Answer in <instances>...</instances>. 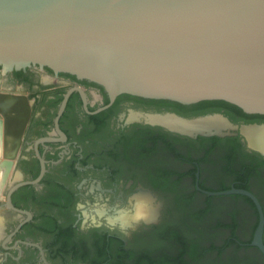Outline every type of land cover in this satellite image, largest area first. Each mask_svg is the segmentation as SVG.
I'll return each instance as SVG.
<instances>
[{
  "label": "flooded vegetation",
  "instance_id": "1",
  "mask_svg": "<svg viewBox=\"0 0 264 264\" xmlns=\"http://www.w3.org/2000/svg\"><path fill=\"white\" fill-rule=\"evenodd\" d=\"M205 124L224 134L171 129ZM245 127L263 128L264 114L218 100L180 104L119 94L110 102L102 86L68 73L38 65L0 68V149L7 154L0 155L7 161L0 160V264H264L252 244L260 221L253 199L206 193L238 188L253 194L264 243V150L250 144ZM218 178L227 181L208 183ZM172 184L188 187L192 199L206 198L215 213L218 197L244 201L232 218L247 236L231 237L242 256L231 257L226 246L214 258L201 251L199 235L178 232L184 242L166 243L170 191L162 195L160 186ZM141 193L155 201L153 218L136 225L119 220L116 205ZM208 214H194L195 222L184 217L183 226L205 228Z\"/></svg>",
  "mask_w": 264,
  "mask_h": 264
},
{
  "label": "water",
  "instance_id": "2",
  "mask_svg": "<svg viewBox=\"0 0 264 264\" xmlns=\"http://www.w3.org/2000/svg\"><path fill=\"white\" fill-rule=\"evenodd\" d=\"M31 65L94 82L110 102L119 94L218 100L264 114V0H0L1 72ZM171 129L224 134L207 124ZM206 193L253 199L260 221L252 244L264 253L256 197L238 188Z\"/></svg>",
  "mask_w": 264,
  "mask_h": 264
},
{
  "label": "rangeland",
  "instance_id": "3",
  "mask_svg": "<svg viewBox=\"0 0 264 264\" xmlns=\"http://www.w3.org/2000/svg\"><path fill=\"white\" fill-rule=\"evenodd\" d=\"M0 160L7 162L2 157L0 158ZM225 181L227 180L218 178L208 183L212 185L220 186L223 183H225ZM2 186L3 184L0 183V189ZM155 186L158 189L159 186L157 184H155ZM160 188L163 189L162 195L165 194L166 190L170 191L169 193L166 192L167 197H165L166 205H168V207L166 208V211L164 213L165 214L164 218L169 219V221L167 222L170 227V231L165 237L166 243L168 241L171 244H173L178 242V240L184 242L185 241L184 237L178 233L180 232L184 235H188L192 237L199 235L200 240L204 242L203 247H201L202 249L201 251H203L204 253L207 251L208 253L212 252V254H214V258L218 257L221 254V252L225 250L226 246H229L230 251L227 252L231 257L237 258L243 255L242 252L239 251L237 252V246L231 243L233 242L231 237L238 236L245 238L247 236V232L242 233L236 230V228L234 227L236 224V220L235 218L234 219L232 218L235 214L237 215L241 210V207L245 205L243 200L235 197H218L217 199H215L214 204L211 203V205L213 204L219 208V212L215 213L212 207L209 205L210 203H207L208 201L206 200V198L202 197V198L192 199V197L188 195L189 189L186 186L179 187L172 184L171 186H168L165 189L161 186ZM177 191H182V192L179 193ZM178 194L180 196H177ZM1 198L2 196L0 194V199ZM207 212H209L207 227L200 228L197 225L194 226L192 222H195L194 219L198 218L196 216H199L200 214ZM194 214H196V216ZM184 217L187 218L189 221L193 219L191 224H187L186 226H183L184 222H182V220H184ZM226 220L227 221L232 220L233 223L231 222L230 224L231 228H226L225 230L224 227L228 226L227 223H225ZM163 224L164 223H162L159 226L158 228L159 230L162 228ZM183 228H184V232L182 231ZM155 246L160 248V246L157 243L155 244ZM194 250L195 248L192 247V249H190L189 245L188 246L186 245L185 248L186 253H188L193 257L197 255V251ZM207 263L209 262H206L204 264ZM152 264H156V263H152Z\"/></svg>",
  "mask_w": 264,
  "mask_h": 264
},
{
  "label": "clouds",
  "instance_id": "4",
  "mask_svg": "<svg viewBox=\"0 0 264 264\" xmlns=\"http://www.w3.org/2000/svg\"><path fill=\"white\" fill-rule=\"evenodd\" d=\"M155 207L153 198L147 193H141L139 198H129L122 204H117L114 212L119 220L136 225L152 219Z\"/></svg>",
  "mask_w": 264,
  "mask_h": 264
},
{
  "label": "bare ground",
  "instance_id": "5",
  "mask_svg": "<svg viewBox=\"0 0 264 264\" xmlns=\"http://www.w3.org/2000/svg\"><path fill=\"white\" fill-rule=\"evenodd\" d=\"M209 119H211V118H209ZM243 133L246 134L250 144H252L254 147H257V148H259L261 150H264V127L263 128H257V127H255V128H253V127L246 128L245 127V128H243ZM1 154H2V156H7V154H5V150H3V149H0V155ZM2 166H3V164H2ZM3 175H4V173H2L1 177H3Z\"/></svg>",
  "mask_w": 264,
  "mask_h": 264
}]
</instances>
